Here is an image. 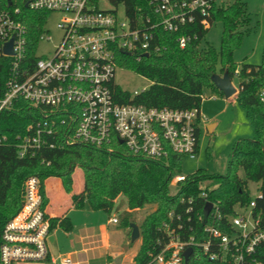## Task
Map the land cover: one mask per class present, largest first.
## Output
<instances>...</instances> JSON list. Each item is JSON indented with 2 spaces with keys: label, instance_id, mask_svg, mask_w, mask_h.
<instances>
[{
  "label": "built area",
  "instance_id": "built-area-1",
  "mask_svg": "<svg viewBox=\"0 0 264 264\" xmlns=\"http://www.w3.org/2000/svg\"><path fill=\"white\" fill-rule=\"evenodd\" d=\"M20 1L34 11L64 15L57 23L61 39L52 55H37L40 42L51 40L45 30L49 16L38 37L36 51L29 54L28 29L20 18L21 6L18 1L0 0V56L11 57L0 112L10 108L14 100L23 98L39 108L42 115L19 137L17 147L21 157L41 148H54L60 140L68 145L110 149L118 141L130 152L154 160L168 158L171 151L192 158L197 155L204 122L201 110L148 107L133 102L143 91L130 93V101L123 102L115 92L119 86L115 75L118 69H126L120 64L123 55L139 61L145 54L161 50L152 42L158 29L178 32L198 20L209 28L207 16L213 0H150L156 15L153 20L143 16L132 18L123 6L103 7L108 0ZM191 39L188 33L179 36L178 41L184 47ZM12 40L13 54H6V44ZM202 98H206L203 93ZM6 140V136L0 137V144ZM185 177L177 175L173 181L177 184ZM200 184L201 189L206 188L205 182ZM206 194L202 192L203 196ZM24 196L20 210L3 228L0 264L35 260L45 264H77L70 256L50 257L51 222L41 179L27 178ZM261 197L260 190L256 199L249 201L248 217L235 211L237 205L248 203H236L233 212L225 215L215 202H211L212 208L207 213L208 200L203 212L192 216L194 206L189 199L186 216L174 210L168 214L161 227L165 236L159 240L157 251L149 253L146 264H186L184 254L189 247L193 248V254L188 261L194 257L209 264H264V214L256 210Z\"/></svg>",
  "mask_w": 264,
  "mask_h": 264
},
{
  "label": "trees",
  "instance_id": "trees-1",
  "mask_svg": "<svg viewBox=\"0 0 264 264\" xmlns=\"http://www.w3.org/2000/svg\"><path fill=\"white\" fill-rule=\"evenodd\" d=\"M13 1H18L21 6L20 18L28 29V53L33 54L49 13L26 8L23 1ZM108 2L114 6H123L132 18L143 16L153 20L156 16L150 0ZM207 18L211 25L216 21L223 23L225 30L219 51L209 44L201 46L210 27L204 28L198 20L178 32L158 29L152 42L161 47L159 52L153 51L139 61L133 56L123 55L120 64L152 81L150 88L136 96L133 102L148 107L179 110H201L205 89L224 96L213 83V74L227 71L232 78L237 74L240 82L236 102L245 109L254 136L241 137L234 144L228 172L210 174L206 170H198L178 181V191L173 194L171 183L178 175L185 156L172 151L168 158L154 160L130 152L118 141L110 149L108 146L68 145L60 140L54 148H41L21 157L17 147L19 137L27 133L30 125L40 121L42 115L39 108L18 98L10 108L0 112V137H7L5 143L0 144V242L4 226L23 204L27 178L36 176L41 179L47 212L45 181L52 177L58 178L62 180L66 193H72L73 173L77 168L84 172L85 185L83 191L72 194L75 208H83L88 203L94 210L110 213L119 195L128 199L131 211L147 205L155 206L140 224L142 243L134 257L135 264L148 262L149 253L157 251L159 240L165 236L161 227L169 218L168 214L174 210L186 216L189 199H192L194 206L192 216L203 212L207 200L218 203L223 214H230L236 203L246 204L250 201L247 184L251 181L260 183L262 197L257 200L256 210L264 214V53L260 64L243 63L236 73L233 50L244 35L241 28L249 20L244 3L236 1L230 4L213 0ZM188 33L192 39L182 47L178 38ZM10 68L11 57L0 56V99L5 95ZM115 92L121 101H130V92L119 86L115 87ZM241 170L245 179L239 174ZM200 182L206 183L205 189L200 188ZM203 191L207 193L206 196L202 195ZM54 194L58 198H66L59 191ZM50 222L51 231L56 227L68 231L72 227L67 215L50 216ZM123 222L127 226L130 221L124 218ZM186 264L209 263L193 257Z\"/></svg>",
  "mask_w": 264,
  "mask_h": 264
},
{
  "label": "rangeland",
  "instance_id": "rangeland-1",
  "mask_svg": "<svg viewBox=\"0 0 264 264\" xmlns=\"http://www.w3.org/2000/svg\"><path fill=\"white\" fill-rule=\"evenodd\" d=\"M228 2L230 4L240 1L245 4L249 20L241 29L243 37L240 43L233 50V60L236 65V73H238L243 63L260 64L263 60L264 53V0H219V2ZM103 7L112 8L108 2H103ZM122 7L119 11L122 12ZM64 17L62 13L52 12L49 15L45 25L48 36L51 40H43L37 48V55L48 57L52 55L54 47L60 42L61 31L57 27V23ZM223 23L221 21L214 22L208 30L205 38L201 42V46H214L219 51L221 46V37L223 34ZM116 83L124 90L134 94L147 90L152 85V81L138 73L128 69H118L115 75ZM233 83L239 87V77L237 74L233 76ZM204 98L201 106V114L204 122L201 126L199 138V148L195 157L185 156L182 160L181 168L178 175H191L198 170H206L210 174H226L229 170L231 153L234 144L241 137L251 138L254 136V129L248 121L245 109L237 103L234 98H225L216 92L208 90L203 91ZM214 95L215 97H209ZM208 123H214L215 127L212 131L207 128ZM240 176L245 179L241 170ZM249 200H254L259 195V185L255 182H248ZM178 186L173 181L171 183V192L177 193ZM127 198L121 195L115 212L119 218H128L129 221L136 220L141 223L155 206L147 205L140 209L139 212H126L128 206ZM235 211L245 217L251 213V207L237 205ZM53 245V244H50ZM25 263V262H20Z\"/></svg>",
  "mask_w": 264,
  "mask_h": 264
},
{
  "label": "crops",
  "instance_id": "crops-1",
  "mask_svg": "<svg viewBox=\"0 0 264 264\" xmlns=\"http://www.w3.org/2000/svg\"><path fill=\"white\" fill-rule=\"evenodd\" d=\"M237 94L229 97L236 101ZM214 123H208L212 131ZM81 177V179H80ZM62 180L52 177L45 181V191L48 197L47 212L50 216L69 217L72 224L70 230L56 227L50 236L49 251L51 258L70 256L77 264H135L134 257L142 243L141 236L132 240L131 223L139 226L140 222L131 220L126 226L122 218L115 212V206L120 198L115 199L112 211L94 210L87 203L83 208H75L72 201L73 193L84 189L85 179L82 169L73 173L72 193H66ZM61 192L66 198H58L55 192ZM128 202V200H127ZM140 210V209H139ZM139 210H134L139 212ZM126 207V212H134ZM113 218H118L117 222ZM21 264H45L44 261H27Z\"/></svg>",
  "mask_w": 264,
  "mask_h": 264
},
{
  "label": "water",
  "instance_id": "water-1",
  "mask_svg": "<svg viewBox=\"0 0 264 264\" xmlns=\"http://www.w3.org/2000/svg\"><path fill=\"white\" fill-rule=\"evenodd\" d=\"M13 41H10L6 44L5 50L4 52L6 54H13V49H12V44ZM145 56H148V54H145ZM212 81L213 83L216 85V87L223 93L225 98H229L235 94L238 93L239 91V87L234 85V81L233 78L231 77V75L225 71L223 74H219V73H215L212 75ZM122 142V141H121ZM212 208V203L208 202L206 204L205 207V211L208 213ZM131 228H132V240H136L137 238L140 237V229L139 226L135 223H131ZM193 248L189 247L186 251H185V262L187 263L190 255L193 254Z\"/></svg>",
  "mask_w": 264,
  "mask_h": 264
}]
</instances>
